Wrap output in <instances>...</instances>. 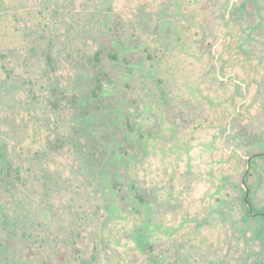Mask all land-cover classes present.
<instances>
[{
	"label": "rangeland",
	"instance_id": "1",
	"mask_svg": "<svg viewBox=\"0 0 264 264\" xmlns=\"http://www.w3.org/2000/svg\"><path fill=\"white\" fill-rule=\"evenodd\" d=\"M259 152L264 0H0V264H264Z\"/></svg>",
	"mask_w": 264,
	"mask_h": 264
},
{
	"label": "water",
	"instance_id": "2",
	"mask_svg": "<svg viewBox=\"0 0 264 264\" xmlns=\"http://www.w3.org/2000/svg\"><path fill=\"white\" fill-rule=\"evenodd\" d=\"M250 161H251V157H248V158H247V168H246L245 174H246L247 171H248V166H249ZM242 183H243V186L245 187V201L247 202V201H248L249 190H248V188L245 186V180H244V179L242 180ZM250 208H251V207H250Z\"/></svg>",
	"mask_w": 264,
	"mask_h": 264
},
{
	"label": "flooded vegetation",
	"instance_id": "3",
	"mask_svg": "<svg viewBox=\"0 0 264 264\" xmlns=\"http://www.w3.org/2000/svg\"><path fill=\"white\" fill-rule=\"evenodd\" d=\"M258 156H263L264 155V153H256ZM248 157H252V156H248ZM247 157V158H248ZM244 200H245V198H244ZM246 202V201H245ZM247 203V202H246ZM248 207H249V209L250 210H252L253 208H250L251 206L250 205H248ZM255 214H259V215H262V217L264 218V212H257V213H255Z\"/></svg>",
	"mask_w": 264,
	"mask_h": 264
},
{
	"label": "trees",
	"instance_id": "4",
	"mask_svg": "<svg viewBox=\"0 0 264 264\" xmlns=\"http://www.w3.org/2000/svg\"><path fill=\"white\" fill-rule=\"evenodd\" d=\"M95 57L97 58V54H95ZM97 80H99V78H98V77H97ZM96 87H97V88H98V87H100V83H98V82H97V86H96ZM244 204L246 205V202H245V200H244ZM254 211H255V210H254Z\"/></svg>",
	"mask_w": 264,
	"mask_h": 264
}]
</instances>
